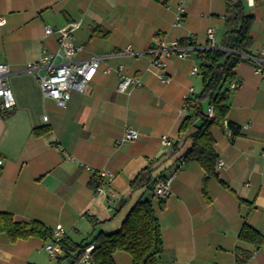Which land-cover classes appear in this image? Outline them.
Segmentation results:
<instances>
[{
  "label": "crops",
  "instance_id": "crops-1",
  "mask_svg": "<svg viewBox=\"0 0 264 264\" xmlns=\"http://www.w3.org/2000/svg\"><path fill=\"white\" fill-rule=\"evenodd\" d=\"M244 5L254 17L249 50L254 55L264 46V3ZM178 14L182 20L176 25ZM0 16L5 20L0 57L12 73L15 100L13 110L0 118V213L15 222L38 221L50 230L62 225L75 244L118 230L131 206L144 197L145 190L130 193L129 182L147 161L162 157L182 138L181 123L192 114L185 101L202 90V79L193 72L199 65L197 53L163 58L160 73L170 79L165 83L148 71V51L156 39L205 45L209 29L218 44L225 0H0ZM45 26L54 31L74 27L72 40L82 47L78 58H103L86 91L73 92L63 109L44 97L24 71L43 52L57 50V34L46 36ZM127 46L138 55L125 54ZM118 66L141 85L117 93ZM105 67L112 71L104 74ZM253 67L248 60L236 66L238 86L232 89L228 115L222 128L212 129L214 149L223 162L218 175L228 188L210 179L209 200L204 197L202 168L193 161H176L189 141L155 171L161 174L157 180L174 175L161 207L152 192L146 198L164 245L158 264H237L239 248L250 255L245 264H264V245L255 248L238 239L244 224L264 237V82ZM200 105L205 113L207 101ZM228 124L237 130L230 132ZM127 127L137 130L139 139L118 145ZM42 128L48 131L35 135ZM97 170L113 174L109 183L100 180L105 197L91 187ZM84 215L94 216L98 224ZM48 241L32 237L10 243L0 234V264H78L72 262L75 253L62 249L50 258L44 249ZM113 261L132 264L124 252L114 254Z\"/></svg>",
  "mask_w": 264,
  "mask_h": 264
},
{
  "label": "trees",
  "instance_id": "trees-1",
  "mask_svg": "<svg viewBox=\"0 0 264 264\" xmlns=\"http://www.w3.org/2000/svg\"><path fill=\"white\" fill-rule=\"evenodd\" d=\"M224 20L223 35L218 43L219 49H209L203 55L197 52L198 75L202 79V90L194 99L185 101L189 110H192V114L185 117L181 123L179 134L182 138L174 143L162 157L147 161V164L129 182L130 193L139 190H148L153 193L157 182L156 177H161V174L155 175V171L165 158L174 156L186 141L190 142V146L176 161L183 163L193 161L202 168L204 197L209 200L207 183L210 179H215L222 187L228 188L218 175V156L214 149L212 129L223 127L232 92L229 86L236 82L235 68L244 60L242 55H251L250 32L254 17L246 13L243 0H225ZM202 101H207L208 106H212L213 118L208 119L202 111L200 105ZM197 122H199L198 125ZM227 128L230 132L237 130L230 124ZM47 131V128L38 129L35 135H41ZM102 184L103 182L101 183L96 177L91 187L95 189ZM164 200L156 199L160 207ZM84 216L92 225L98 224L94 216ZM0 234L5 235L10 243L32 237L47 241L52 237V230L38 221L15 222L10 214L0 213ZM238 239L241 243L255 248L264 245V237L247 224L242 226ZM89 245L93 246L91 258L95 264H114L113 256L118 252L129 254L132 264H158L164 245L151 200L143 198L137 200L128 210L118 230L112 233L100 232L84 244L72 243L64 237L60 247L65 253H75L72 262L78 263L82 250ZM249 256L242 249H236L237 264H245Z\"/></svg>",
  "mask_w": 264,
  "mask_h": 264
},
{
  "label": "built area",
  "instance_id": "built-area-1",
  "mask_svg": "<svg viewBox=\"0 0 264 264\" xmlns=\"http://www.w3.org/2000/svg\"><path fill=\"white\" fill-rule=\"evenodd\" d=\"M248 6H253L255 1L264 0H243ZM181 12V10H180ZM182 20V15L176 16V25H179ZM5 20L0 16V26L4 25ZM75 28H65L54 31L50 26H45L44 34L46 36L57 34V50L54 53L43 52L40 58L28 63L25 67V72L30 74L35 84L40 88L44 97L54 101L57 107L63 109L66 107L71 99L73 92L84 93L88 84L93 80L96 75L101 62L102 57H91L80 59L78 58L82 47L76 45L72 40V33ZM209 49H219L215 40L214 29L207 31V42L205 45H194L190 40L173 41L170 43L163 40L156 39L153 46L148 51L151 55L149 72L156 75L163 82L168 83L169 78L164 77L160 73V69L165 66L163 58L170 56H176L177 58H184L194 53L199 52L203 55ZM125 54L138 55L133 53L130 46L125 47ZM244 60L253 62V73L261 78L264 82V46L254 55H242ZM112 71L110 67L103 69L104 74H109ZM198 69H194V73H197ZM115 72L119 76V82L116 88V92L119 94L128 93L132 87L140 86L141 81L133 76L128 75L123 66H118ZM11 71L8 65L2 61L0 57V118L10 113L14 106L15 100L10 88L9 78L11 77ZM237 83L230 84V89H235ZM208 119L214 117L212 106H209L205 112ZM46 119V118H44ZM139 139V132L134 128L127 127L118 141V145L125 142H135ZM161 142L163 145L168 146L169 141L166 137H162ZM68 159L72 160L71 157ZM2 161L0 160V166ZM223 166L221 160L217 161V167ZM87 171H92L90 167H86ZM95 176L102 180L104 183L111 182L113 180V174L108 170H97L94 172ZM174 181V175H171L165 179L157 180L153 195L156 199L164 200L171 194V185ZM95 193L99 196L105 197L106 192L103 184L97 186L94 189ZM51 239L45 244V251L50 258H57L60 255V244L65 237V230L62 225H56L52 229ZM93 246L89 245L82 250L78 264H95L91 258V252Z\"/></svg>",
  "mask_w": 264,
  "mask_h": 264
},
{
  "label": "rangeland",
  "instance_id": "rangeland-1",
  "mask_svg": "<svg viewBox=\"0 0 264 264\" xmlns=\"http://www.w3.org/2000/svg\"><path fill=\"white\" fill-rule=\"evenodd\" d=\"M143 194H144L143 199H146V198L150 197V192L148 190H145ZM53 261H54L55 264L59 263L56 260H53ZM60 262H62V261H60Z\"/></svg>",
  "mask_w": 264,
  "mask_h": 264
}]
</instances>
